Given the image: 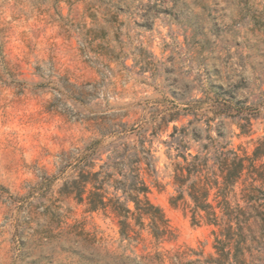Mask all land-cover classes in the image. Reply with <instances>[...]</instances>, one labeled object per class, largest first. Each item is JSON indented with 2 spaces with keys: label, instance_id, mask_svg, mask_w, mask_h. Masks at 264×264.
<instances>
[{
  "label": "rangeland",
  "instance_id": "1",
  "mask_svg": "<svg viewBox=\"0 0 264 264\" xmlns=\"http://www.w3.org/2000/svg\"><path fill=\"white\" fill-rule=\"evenodd\" d=\"M208 137L248 155L264 137V0H0V264L213 255L218 228L169 202L175 140L195 154ZM122 141L150 149L140 175L168 241L122 239L109 210L60 191Z\"/></svg>",
  "mask_w": 264,
  "mask_h": 264
},
{
  "label": "trees",
  "instance_id": "2",
  "mask_svg": "<svg viewBox=\"0 0 264 264\" xmlns=\"http://www.w3.org/2000/svg\"><path fill=\"white\" fill-rule=\"evenodd\" d=\"M239 127L244 132L243 126ZM176 130L173 126V132ZM175 141V157L181 161L174 164L176 188L169 202L187 204L192 224L204 223L218 230H211L213 255L183 261L182 254L176 253L170 264H264L258 254L260 238L264 237V137L250 155L239 154L227 143H214L210 137L200 142L195 154L186 153L188 148ZM141 163L155 171L150 149L141 141L114 143L98 170H92L93 164L86 157L79 161L76 175L60 191L72 195L78 203L85 202L87 211L109 210L122 239L135 240L138 234L134 228L138 227L147 228L158 242L168 241L174 238V232L162 209L147 198ZM238 184L239 191L235 192Z\"/></svg>",
  "mask_w": 264,
  "mask_h": 264
}]
</instances>
